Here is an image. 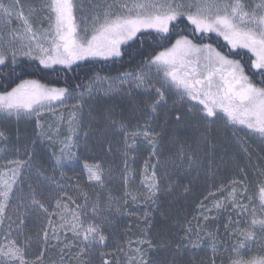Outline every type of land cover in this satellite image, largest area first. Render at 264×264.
I'll use <instances>...</instances> for the list:
<instances>
[{
  "label": "snow or ice",
  "instance_id": "1",
  "mask_svg": "<svg viewBox=\"0 0 264 264\" xmlns=\"http://www.w3.org/2000/svg\"><path fill=\"white\" fill-rule=\"evenodd\" d=\"M213 38L216 47L205 42ZM133 49L135 63L125 70L124 58ZM28 61L55 72L94 63L120 67L117 76L86 78V84L53 87L24 79L14 87L0 85V121H33L38 139L60 146L58 153L38 155L35 141L18 147L0 128V141L19 153L8 161L12 167L0 171V264H157L161 250L172 254L165 264H183L186 253L208 247L207 261L193 264H264V156L249 143L258 142L264 153V0H34L27 6L0 0V67L8 69L11 81L20 79L17 68L28 67ZM113 92L134 93L139 105L129 119L106 116L121 139L125 191L102 200L79 180L70 183L64 170L75 167L84 108L100 93ZM170 100L186 110L174 113L177 124L191 119L203 131L195 148L177 141L168 161L172 172L165 169L158 176L166 131L158 115ZM211 129L248 160L218 182L219 166L212 161L201 168L195 155L216 151ZM144 149L143 190L130 189L127 158ZM84 167L89 185L102 188L104 167ZM190 168L202 171L212 187L198 199L197 215L185 218L169 237L157 238L151 213L162 188L180 187L172 173ZM190 183L184 193L191 192ZM141 204L146 206L139 217L143 228L110 252L107 228L113 213L133 215L131 205ZM29 217L40 224L35 238L27 232ZM240 217L248 222L241 224ZM33 239L39 241L35 255ZM49 248L56 260L47 259Z\"/></svg>",
  "mask_w": 264,
  "mask_h": 264
},
{
  "label": "trees",
  "instance_id": "2",
  "mask_svg": "<svg viewBox=\"0 0 264 264\" xmlns=\"http://www.w3.org/2000/svg\"><path fill=\"white\" fill-rule=\"evenodd\" d=\"M207 41L212 43L213 46H217L216 38ZM219 43H224L222 38L219 39ZM141 50L143 49L141 48ZM224 51H227V49H224ZM135 52L136 50L133 49V55L126 56L124 58L123 66L125 70L129 69L130 66L135 63ZM28 65L29 66L26 68L23 66H18L17 75L20 77V79H16V77L13 76L11 81L8 80V69H3L0 67V85L11 83V86L14 87L17 83H20L24 79H35L41 83L53 87H63L66 84H79L81 82L86 84V78H99L100 76L105 75L117 76L119 74L117 69L120 67V65L113 67L105 63H94L92 65L78 67L75 69V71L61 70L59 72H55L51 69H44L43 66L39 65L38 62L35 63L34 61H28ZM59 67L60 66H57V68ZM3 90V87H0V92ZM121 107L122 109L129 110L127 109L128 107L124 105V103L121 104ZM177 110L186 111L178 104H173L172 100H170L169 108L161 111L158 115L160 125L166 129L163 137V145L160 149L161 165H157L158 176L163 175L165 169H167L169 172H172L171 165L168 164V161L174 157L176 142H186L187 145L195 148L196 144L198 143L199 136L203 131L202 129L198 131L197 122L191 119H186L183 124H177L174 116V113ZM97 114L98 113H96V115ZM34 128L21 127L18 131V129L14 128L13 126L9 127L6 125L3 127L9 140L11 141V144H15L18 147L25 144H31L32 139L37 137V131ZM94 130H96V128L92 129V133L96 132ZM18 132H20L21 135L18 134ZM210 135L217 145L216 151L213 153H205L203 150H198L196 151L195 155L197 157L202 156V160L200 161L201 168L212 161L215 162V165L219 166L217 182L220 179H228L235 175L236 164L241 166L248 164V160L239 152L235 145L225 141L223 133H220L215 129H211ZM228 135L230 136L231 133H228ZM18 136L23 138L21 144L18 143ZM120 141L121 139H114L112 153L115 155V159L107 153L108 149L111 148L110 144L107 147H104L102 145H96V143L93 142L90 143V147H82V149L77 150L74 169L64 170L66 176L71 178L70 183L74 184L77 180H79L82 187H85L89 193H99L102 200L105 199L109 194H111L113 198L120 197L125 191V186L122 183L121 175L124 171V157L121 156V154L118 152L117 146L115 145L118 142L121 144ZM11 144L7 146L11 147ZM120 146H122V144ZM53 151L58 153L59 148L57 146L55 148L50 147L48 141L45 140L43 146H39V148L35 150L36 154L38 155H47ZM254 153H258L261 156L264 154L261 152V150L260 152L254 151ZM147 157V150L144 149L140 154L135 156L130 155L127 158V167L129 173L133 174V178L129 180L127 185L128 188L143 190V185L141 184V173ZM95 163L101 164L102 167L108 164L107 168L104 167L105 176L107 178L104 180V185L102 188L91 187L87 182V172L84 166L86 164L93 165ZM150 163H155V161H150ZM252 163L257 164L255 155L252 158ZM45 167H51V164H46ZM172 175L174 182L179 184L180 187L173 188L170 193L166 188H162L159 204L152 210L151 213V217L153 219L151 231L152 234L157 238L169 237L171 233L176 230L177 225L183 222L185 218L191 220L194 215H197L198 209L196 204L198 199H202L207 190L212 187L211 182L205 181L203 179V172L196 168H190L186 171L181 170L178 175L175 173H172ZM166 182L167 181L165 180L163 183ZM189 182H191V192L184 193L183 187L189 185ZM25 183H27V178H25ZM105 189H107V191H105ZM209 199L211 200L212 198L210 197ZM145 210L146 206L141 204L139 206L131 205V211L134 213L133 215H118L113 213L111 217V225L107 228V232L111 234L108 243V250L110 252L114 250L116 243L124 242L126 236L138 235L139 231L144 226V221L139 219V217H142ZM26 223L28 225L27 232L35 238L36 233L39 231V222L35 219V217H29ZM209 224H211V222H209ZM217 227H219V223L217 224ZM221 234L223 233L221 232ZM3 242V234H0V243ZM38 247L39 241L33 239L31 255H35ZM209 250V247L205 250H193L195 255L186 253L180 259H182L183 264H193V261L206 262L208 257L211 256ZM46 256L49 261L57 259V253L50 248L48 249ZM96 259L98 260V258ZM155 259L157 260V264H165L166 261H171L172 254L170 252L161 250Z\"/></svg>",
  "mask_w": 264,
  "mask_h": 264
},
{
  "label": "rangeland",
  "instance_id": "3",
  "mask_svg": "<svg viewBox=\"0 0 264 264\" xmlns=\"http://www.w3.org/2000/svg\"><path fill=\"white\" fill-rule=\"evenodd\" d=\"M10 2V0H5V3ZM34 2V0H21V3L27 6L28 4H31ZM209 43L208 41H206ZM215 47V46H214ZM35 63L38 61H34ZM174 99H177L174 97ZM126 105L128 107L125 110L122 109L121 104ZM179 106H181L179 103H177ZM139 105V97H136L135 94L131 95H125L120 92H113L110 95H103V93H100L96 99H93L91 101V104L88 107L84 108L83 113L79 116V119L82 121L81 128H80V147L78 150L83 148L90 147V143H96V145H102L104 147H107L110 144L111 151H107L108 155L112 156L114 159L116 158L115 155L112 153V148L114 145V139L118 138L120 140L119 135H117L114 130H112L108 124V121L106 119V116L109 112H111L115 118L119 119L121 117H124L126 119L132 118L133 110L138 107ZM60 111L67 113L69 109H61ZM96 113H98L96 115ZM48 115V114H46ZM13 126L14 128H17L18 131L21 127L25 128H34L35 123L33 121H0V128H3L5 126ZM21 126V127H19ZM96 128L95 133H92V129ZM16 129V130H17ZM36 130V127L34 128ZM37 131V130H36ZM37 133V132H36ZM87 133V136L85 137L84 134ZM92 133V134H91ZM20 134V132H18ZM21 135V134H20ZM22 137L18 136L17 140L18 143L21 144ZM85 140L87 141L85 144ZM35 141L34 148L35 150L39 148V146H43L44 140L38 139V137L33 138L31 143ZM121 142V141H120ZM251 148L254 151L260 152V146L259 143H252ZM120 143H116L118 152L122 155V146L119 145ZM59 148L60 146L57 145ZM120 148V149H119ZM45 149V148H43ZM42 152V150H41ZM264 156V154H263ZM19 158V153L11 151V147H8L4 144L3 141H0V171H7L8 168L12 167L11 164L8 163L11 159ZM202 160V156L200 157ZM200 160V161H201ZM257 161V160H256ZM259 163V161H257ZM108 164H106L104 167L107 168ZM251 191V189H250ZM170 193V192H169ZM217 195H220L217 193ZM241 221V224H246L248 221L244 220V217L239 218ZM209 253L212 255L211 248L209 247Z\"/></svg>",
  "mask_w": 264,
  "mask_h": 264
},
{
  "label": "flooded vegetation",
  "instance_id": "4",
  "mask_svg": "<svg viewBox=\"0 0 264 264\" xmlns=\"http://www.w3.org/2000/svg\"><path fill=\"white\" fill-rule=\"evenodd\" d=\"M191 38V37H190ZM259 245L257 244V249H258Z\"/></svg>",
  "mask_w": 264,
  "mask_h": 264
}]
</instances>
